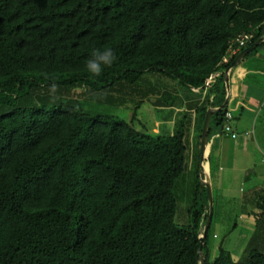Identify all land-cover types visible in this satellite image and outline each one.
Masks as SVG:
<instances>
[{"label":"trees","instance_id":"obj_1","mask_svg":"<svg viewBox=\"0 0 264 264\" xmlns=\"http://www.w3.org/2000/svg\"><path fill=\"white\" fill-rule=\"evenodd\" d=\"M262 37L264 0H0V264H264V213L263 245L245 259L224 247L213 257V220L200 251L210 205L203 129L194 152L188 140L191 107L163 134L81 101L152 100L160 110L181 89H208L202 127L220 107L209 140L224 134L226 70ZM231 46L240 49L224 63ZM95 48L117 54L99 77L86 68ZM152 74L179 87L147 82ZM76 88L82 98L68 96ZM189 169L192 204L179 224L176 188Z\"/></svg>","mask_w":264,"mask_h":264},{"label":"crops","instance_id":"obj_2","mask_svg":"<svg viewBox=\"0 0 264 264\" xmlns=\"http://www.w3.org/2000/svg\"><path fill=\"white\" fill-rule=\"evenodd\" d=\"M228 75L229 88L225 72L227 95L224 104L233 113V124L238 136L231 137L217 131L211 134L202 161L203 175L213 190L223 193H220V201L234 198L233 189L247 187L240 194L239 202L257 223L259 214L264 213L259 208V199L264 196V44L246 55ZM179 95L181 99L178 104L169 108L174 116L170 114L174 121L172 126L175 128L183 112L191 107L192 124L188 140L194 152L198 135L203 129L197 108L205 101L208 89L195 88L194 93L181 89ZM213 108L216 111L220 107ZM249 205L252 206L251 210L247 208Z\"/></svg>","mask_w":264,"mask_h":264},{"label":"rangeland","instance_id":"obj_3","mask_svg":"<svg viewBox=\"0 0 264 264\" xmlns=\"http://www.w3.org/2000/svg\"><path fill=\"white\" fill-rule=\"evenodd\" d=\"M146 81H153L171 88L179 87L175 81L159 74L147 76ZM78 88L70 90L68 96L82 98L84 89ZM81 101L85 109L89 110V112L93 114L97 112L111 113L121 116L127 120L134 119L135 117V124L137 127H141V125H143L146 126L150 131L156 127L155 129L157 131H161L163 134H172L177 129L176 123L175 128L172 126L174 123V116L170 113L171 110L169 108L158 110V108L153 104L152 100H145L141 102L138 108H135L136 104L132 101H128L125 105L99 102L87 98H82ZM194 178V171L189 169L176 188V194L179 198L176 221L179 224H187L189 220L188 210L192 204V191L195 186ZM203 180L204 179H201V182H203ZM246 188L247 187L240 186L235 190L233 189L232 193L234 198H226L224 201L219 200L220 193L222 192L213 190L214 211L209 237V245L212 249L213 257L218 254L220 247H224L232 253L236 261H239L245 259L249 248L253 246L260 247V245H263L261 239L259 238L260 232L256 231L257 223L254 216H251L250 213H246L249 211H246V208H243L239 202L240 194L243 192V190H246ZM247 208L251 210L252 206L249 205ZM255 234L257 235L256 238H254Z\"/></svg>","mask_w":264,"mask_h":264},{"label":"water","instance_id":"obj_4","mask_svg":"<svg viewBox=\"0 0 264 264\" xmlns=\"http://www.w3.org/2000/svg\"><path fill=\"white\" fill-rule=\"evenodd\" d=\"M264 41V37L260 38L259 40H257L255 43H253L251 46L247 47L246 49L242 50L239 55L237 56V58L232 62L231 66L226 70V82H227V86L228 88L230 87V82H229V71L235 67L238 63H240V61L246 57V55H248L252 50H254L255 48H257L260 43ZM215 112L214 108H209L207 113H206V117L204 120V124H203V131H202V161L205 159V154H206V149H207V144H208V138H209V126H210V121L212 118L213 113ZM203 183H205L207 185V188L209 190V198H210V212H209V217L204 229L203 234L201 235V249L200 251H202L203 246H204V240H205V236L208 233L209 230V226L212 222L213 219V189L211 184L207 181V180H203ZM201 264H206V261L204 258H202L201 260Z\"/></svg>","mask_w":264,"mask_h":264},{"label":"clouds","instance_id":"obj_5","mask_svg":"<svg viewBox=\"0 0 264 264\" xmlns=\"http://www.w3.org/2000/svg\"><path fill=\"white\" fill-rule=\"evenodd\" d=\"M117 61V54L112 48L93 49L86 62V68L93 77H99L106 68L112 67Z\"/></svg>","mask_w":264,"mask_h":264},{"label":"built area","instance_id":"obj_6","mask_svg":"<svg viewBox=\"0 0 264 264\" xmlns=\"http://www.w3.org/2000/svg\"><path fill=\"white\" fill-rule=\"evenodd\" d=\"M250 38H252V35L245 34V35L239 36L236 39V41H237V43L240 44V46H243L246 43V41H248ZM239 49L240 48H238V46L237 47L231 46L230 50H229L230 53L227 56L224 57L223 62L224 63H228L230 58L237 54ZM212 77L207 81V84L210 82ZM233 118H234L233 113L231 111H227V113H226V121H225V124L223 126V133L225 135H231L232 137H237V134H238L237 133V128L233 124Z\"/></svg>","mask_w":264,"mask_h":264}]
</instances>
